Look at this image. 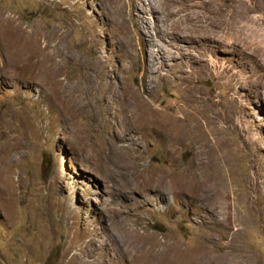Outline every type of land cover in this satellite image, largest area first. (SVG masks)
<instances>
[{
	"label": "rangeland",
	"instance_id": "rangeland-1",
	"mask_svg": "<svg viewBox=\"0 0 264 264\" xmlns=\"http://www.w3.org/2000/svg\"><path fill=\"white\" fill-rule=\"evenodd\" d=\"M263 33L264 0H0V264H264Z\"/></svg>",
	"mask_w": 264,
	"mask_h": 264
},
{
	"label": "bare ground",
	"instance_id": "bare-ground-1",
	"mask_svg": "<svg viewBox=\"0 0 264 264\" xmlns=\"http://www.w3.org/2000/svg\"><path fill=\"white\" fill-rule=\"evenodd\" d=\"M234 11V10H233ZM239 11H240V9H239ZM239 11H238V13H239ZM236 12V11H235ZM237 13V12H236ZM242 13H244V11L242 12ZM246 14H248V13H246ZM250 15V14H249ZM248 15V16H249ZM237 16V15H236ZM242 16H243V14H242ZM247 17V16H246ZM250 19H251V17H249ZM249 19V20H250ZM260 19V18H259ZM253 20V19H252ZM254 21H255V19H254ZM245 22H247V21H245ZM251 22V21H250ZM255 22H257V20L255 21ZM255 22H252L253 24L251 25L252 27H253V25H254V23ZM240 23V22H239ZM249 23V22H248ZM251 24V23H250ZM250 24H248V26L250 25ZM259 24H261V23H259ZM237 26V25H236ZM241 26V25H240ZM251 26H250V28H251ZM259 25L257 24V26H255V27H258ZM239 27V26H238ZM244 27V25L242 26V28ZM255 27H253V28H255ZM262 27V26H261ZM249 28V27H248ZM253 28H251V29H253ZM260 28V27H259ZM233 29H234V27H233ZM245 29H247V26H246V28ZM243 30V29H242ZM258 31H259V29H257ZM245 31V34H246V38H247V30H244ZM249 31H252V30H249ZM249 31H248V35H249ZM238 32V31H237ZM236 32V33H237ZM240 32V31H239ZM241 32H243V31H241ZM263 32V31H262ZM252 33H255V32H252ZM256 33H257V31H256ZM259 33H261V32H259ZM238 34V33H237ZM262 34V33H261ZM261 34H260V36H261ZM232 35V34H231ZM259 35V34H258ZM229 36H230V34H229ZM244 36V35H243ZM253 35L251 34V37H252ZM262 36H264V33H263V35ZM237 37V36H236ZM249 37V36H248ZM256 37H257V35H256ZM233 38H235V37H233ZM254 38H255V36H254ZM258 38V37H257ZM243 39V38H242ZM245 39V38H244ZM243 39V40H244ZM253 39V38H252ZM256 39V38H255ZM262 40H264L263 38H261ZM260 40V39H259ZM249 41H251V40H249ZM251 42H253V41H251ZM255 42V41H254ZM258 42H260L261 43V41H258ZM263 42V41H262ZM244 43V42H243ZM246 43V42H245ZM256 43L257 42H255V45H256ZM249 44V43H248ZM254 44V43H253ZM252 44V45H253ZM258 44V43H257ZM264 44V43H263ZM243 45V44H242ZM247 45V44H246ZM251 45V46H252ZM260 45V44H259ZM261 45H262V43H261ZM244 46V45H243ZM246 47V46H245ZM254 47H256V46H254ZM259 47V46H258ZM38 48V47H37ZM261 49H262V47H260ZM252 49V48H251ZM260 50V49H259ZM248 51V50H247ZM253 51V50H252ZM252 51H251V53H252ZM256 51H258V50H256ZM256 51H254V52H256ZM263 53H264V51H263ZM254 54V53H253ZM259 54V53H258ZM254 59V58H253ZM261 60V59H260ZM263 60V59H262ZM254 61V60H253ZM257 61V63H258V66L260 67L261 65H260V63L261 62H259L258 60H256ZM262 62H264V61H262ZM264 65V64H263ZM262 68H264V66L262 67ZM262 70V69H261ZM153 113H155V112H153ZM153 113H151V112H147V118H146V124H148L149 126H151L152 127V129L155 131V133H157V135L159 136V137H161V138H163L166 142H171L173 139H177V137L178 136H175V132L176 131H174V128L173 127H165L164 125V123H167V121L166 122H164L163 120H161V121H163L164 123V125H162L161 123H159L158 121L160 120H157L156 118H154L153 117ZM160 114V113H159ZM163 116V115H162ZM168 117V116H167ZM164 118V117H163ZM169 119V118H168ZM167 119V120H168ZM175 123V122H174ZM167 125V124H166ZM177 128V127H176ZM175 128V129H176ZM178 132V131H177ZM184 133V132H183ZM183 139V138H182ZM179 140V139H178ZM116 141V140H115ZM174 141V140H173ZM175 142V141H174ZM117 144V143H116ZM113 146H115L114 144H112ZM108 147V146H107ZM117 147H118V145H117ZM120 147V148H119ZM118 148L119 149H116L117 151H118V154L119 153H122V151H124L125 153H126V149H124V148H126L125 147V145H120ZM113 148V147H112ZM111 148V149H112ZM109 148H107V150H106V152H105V154H104V158L105 159H107V161H109L110 159V156L109 155H111V153L109 152ZM113 151V150H112ZM115 151V150H114ZM109 154V155H107V154ZM117 153V152H116ZM121 157H122V155L121 154H119ZM124 156V155H123ZM103 160V159H102ZM126 160V159H125ZM124 160V161H125ZM103 161H105V160H103ZM112 161V160H111ZM116 162V161H115ZM132 162V164L135 166V162L134 161H131ZM113 163H114V161H113ZM121 163V162H120ZM118 164V163H116L115 165H117L118 167H121L124 171L121 173V174H119L120 176H123L125 179H123V182L124 183H129L128 182V179H126L127 178V173H128V171H129V169L131 168V166L127 163V162H125L123 165H121V164ZM114 166V165H113ZM118 170V169H117ZM120 172V171H119ZM118 174V173H117ZM148 182V181H147ZM123 183V184H124ZM129 185V184H128ZM127 185V187H128V189H129V191H133L134 190V188L132 187V185L130 184V186H128ZM139 185V184H138ZM196 185H199V184H196ZM175 186H173V188H174ZM191 188H192V186H190ZM189 186L187 187V188H190ZM136 189H137V187H136ZM201 189H203V187L201 188ZM200 189V190H201ZM167 190H169V189H167ZM190 190H192V189H190ZM196 190V189H195ZM199 190V189H198ZM176 191H177V189H176ZM177 192H179V191H177ZM182 192V191H181ZM184 192V191H183ZM176 193V192H175ZM180 193V192H179ZM184 193H186V192H184ZM189 193H191V191L189 192ZM214 193V192H213ZM213 193H212V195H213ZM216 193V192H215ZM214 193V194H215ZM187 194V193H186ZM185 195V194H184ZM201 195V194H200ZM182 196V195H181ZM188 196V195H187ZM205 196V195H204ZM217 196H218V194H217ZM206 198H207V196H206ZM200 200V199H199ZM215 201V200H214ZM198 202V201H197ZM200 202V201H199ZM202 202V201H201ZM201 202L199 203V204H201ZM221 202V201H220ZM210 203V202H209ZM220 205H221V203H219ZM203 205V204H202ZM214 207V206H213ZM212 207V208H213ZM211 209V208H210ZM219 210L218 212H219V214L221 213V208H218V207H214V209H212V210ZM216 213V212H215ZM217 215V214H216ZM221 221V220H220ZM155 251V250H154ZM197 252H198V250H197ZM201 252H203L202 254H205L207 251H201ZM179 253V252H178ZM199 253V252H198ZM208 253V252H207ZM165 254V253H164ZM150 255V254H149ZM148 255V256H149ZM158 255V254H157ZM192 255V254H191ZM191 255H189V257H188V259L187 260H185V264H195V262H196V260L198 259V258H200L201 256H203V255H201V254H193L192 256ZM150 257V256H149ZM166 257V256H165ZM176 259H177V257H176ZM150 260H151V258H150ZM211 260V259H210ZM184 261V260H183ZM150 264H158V263H151V261H150ZM168 264V263H167ZM174 264V263H173Z\"/></svg>",
	"mask_w": 264,
	"mask_h": 264
}]
</instances>
